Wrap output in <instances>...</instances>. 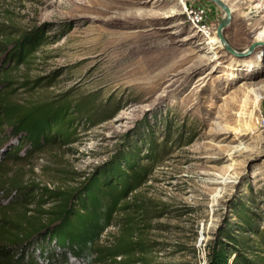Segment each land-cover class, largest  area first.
<instances>
[{"label": "rangeland", "instance_id": "obj_1", "mask_svg": "<svg viewBox=\"0 0 264 264\" xmlns=\"http://www.w3.org/2000/svg\"><path fill=\"white\" fill-rule=\"evenodd\" d=\"M223 1L230 10L223 36L240 56L210 43L222 14L207 1L0 0L5 31L39 27L49 38L9 73L15 101L67 93L119 108L110 121L81 126L68 146L33 157L21 152L22 160L6 165L7 175L67 190L107 161L141 121L178 119L195 132L193 143L167 154L139 191L141 201L170 210L149 226L147 240L161 250L144 263L203 264L212 233L234 221L230 203L251 199L260 211L264 201V0ZM189 4L202 10V29L188 19ZM36 78L48 86L19 87ZM116 233L109 228L102 243Z\"/></svg>", "mask_w": 264, "mask_h": 264}, {"label": "trees", "instance_id": "obj_2", "mask_svg": "<svg viewBox=\"0 0 264 264\" xmlns=\"http://www.w3.org/2000/svg\"><path fill=\"white\" fill-rule=\"evenodd\" d=\"M48 39L39 27L13 34L0 24V264H145L144 257L161 250L147 240L149 226L170 210L141 201L139 191L167 154L193 143L195 132L168 115L152 125L143 120L107 161L67 190L8 176V163L68 146L81 126L95 127L119 112L111 101L95 105L67 93L40 103L12 98L18 87L9 73ZM41 80H23L19 87L26 92L47 87ZM261 206L256 211L251 199L231 202L234 221L226 219L212 233L203 263L264 264V201ZM111 227L117 233L103 244Z\"/></svg>", "mask_w": 264, "mask_h": 264}, {"label": "water", "instance_id": "obj_3", "mask_svg": "<svg viewBox=\"0 0 264 264\" xmlns=\"http://www.w3.org/2000/svg\"><path fill=\"white\" fill-rule=\"evenodd\" d=\"M203 1H207L209 3L214 4L221 11L222 17L219 20L218 26L215 30V37L217 38L219 45L227 53L240 56V54H236V52L226 43L224 36H223V31L230 22V10L227 4L223 0H203Z\"/></svg>", "mask_w": 264, "mask_h": 264}, {"label": "built area", "instance_id": "obj_4", "mask_svg": "<svg viewBox=\"0 0 264 264\" xmlns=\"http://www.w3.org/2000/svg\"><path fill=\"white\" fill-rule=\"evenodd\" d=\"M184 11L193 27L197 29L203 28L204 26L202 19L203 14H202V10L199 9V7H195L192 4H189L188 10L186 9V7H184ZM261 125L262 127H264V119H261Z\"/></svg>", "mask_w": 264, "mask_h": 264}, {"label": "bare ground", "instance_id": "obj_5", "mask_svg": "<svg viewBox=\"0 0 264 264\" xmlns=\"http://www.w3.org/2000/svg\"><path fill=\"white\" fill-rule=\"evenodd\" d=\"M210 43L218 44V46H219V42H218L217 38H211L210 39ZM211 53H212L213 56L216 54L215 52H211Z\"/></svg>", "mask_w": 264, "mask_h": 264}]
</instances>
